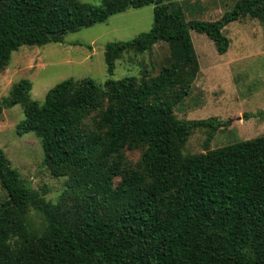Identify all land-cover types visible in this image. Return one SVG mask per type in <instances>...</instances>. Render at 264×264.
I'll use <instances>...</instances> for the list:
<instances>
[{"label": "trees", "instance_id": "1", "mask_svg": "<svg viewBox=\"0 0 264 264\" xmlns=\"http://www.w3.org/2000/svg\"><path fill=\"white\" fill-rule=\"evenodd\" d=\"M154 7L150 31L105 46L109 76L126 55L166 43L160 72L98 84L62 81L43 103L32 84H13L4 109L21 106L19 135L34 133L43 166L66 178L57 202L33 189L0 148V264H264V135L209 149L232 119L182 120L176 108L201 67L191 31L226 54V26L264 20V0H237L217 21H188L169 0H0V73L23 46L63 43L68 34L107 22L130 9ZM77 45V44H76ZM198 129L205 151L185 153ZM138 152L131 161L127 152ZM35 211L41 224L30 221Z\"/></svg>", "mask_w": 264, "mask_h": 264}, {"label": "rangeland", "instance_id": "2", "mask_svg": "<svg viewBox=\"0 0 264 264\" xmlns=\"http://www.w3.org/2000/svg\"><path fill=\"white\" fill-rule=\"evenodd\" d=\"M82 1L101 5V0ZM170 1H176L183 8L188 21L214 22L231 11L237 0ZM153 24L154 7L146 6L130 9L105 23L68 34L61 44L23 46L12 54L9 67L0 73V98L8 97L13 84L23 79L32 84V98L43 103L50 89L71 78H92L102 85L108 79L141 76L144 70L149 72V77H155L164 60L171 57L166 43L155 45L148 53L126 55L117 61L112 76L107 73L104 55L107 44L131 41L150 31ZM190 34L201 71L191 94L175 110L178 118L232 119L234 127L219 130L209 149L264 135V20L245 19L226 26L223 34L229 38L230 48L223 55L217 52L205 34L195 31ZM24 118L21 106L3 110L0 148L33 189L45 193L46 200L57 202L67 188V179L54 178L43 166L42 144L34 133L18 134V124ZM207 137V130H196L185 146V153L204 152ZM127 156L135 162L140 153L128 151ZM7 198L8 193L0 183V203ZM41 220L35 211H31V222L40 225Z\"/></svg>", "mask_w": 264, "mask_h": 264}]
</instances>
